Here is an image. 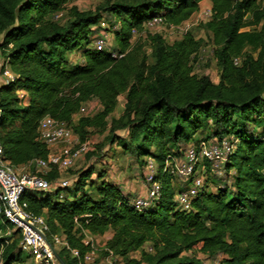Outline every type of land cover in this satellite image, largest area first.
<instances>
[{"label": "trees", "instance_id": "obj_1", "mask_svg": "<svg viewBox=\"0 0 264 264\" xmlns=\"http://www.w3.org/2000/svg\"><path fill=\"white\" fill-rule=\"evenodd\" d=\"M73 1L0 0V69L3 58L16 75L0 85L4 157L15 166L46 158L49 147L39 140L38 127L51 115L67 121L81 141L107 132L106 141L135 153L141 164L152 157L161 197L140 210L120 185L105 179L104 170L94 178L93 166L77 172L64 199L61 188L24 192L27 210L45 217L51 232L64 234L80 252L75 257L64 247L61 257L67 264H84L91 248L83 241L86 233L112 230L106 247L124 264H201L198 253L221 255V264H264V0H210L212 14L203 28L212 41L218 81L194 71L205 41L191 31L173 42L148 33L149 53L133 41V29L146 31L145 23L155 17L178 26L203 0H104L95 10H82ZM104 19L115 45L99 50L92 27ZM74 52L81 53V62L71 61ZM120 95L125 106L114 116ZM94 100L97 111L89 107L91 113L79 114ZM210 121V135L200 138ZM215 137L237 140L225 163L231 183L213 191L208 177L192 209L182 210L175 200L181 186L163 171L165 161L180 155L183 144ZM58 176L57 170L46 175ZM6 225L0 222V230ZM19 241L18 229L0 234L1 264L30 258Z\"/></svg>", "mask_w": 264, "mask_h": 264}, {"label": "built area", "instance_id": "obj_2", "mask_svg": "<svg viewBox=\"0 0 264 264\" xmlns=\"http://www.w3.org/2000/svg\"><path fill=\"white\" fill-rule=\"evenodd\" d=\"M212 11L209 10V16ZM60 13L58 16H61ZM158 26L168 27L161 17H155L147 21L144 25L145 30L154 29ZM179 26V25H178ZM107 20H102L92 28L93 46L99 50L106 49L111 45L113 36L109 29ZM169 27H177L171 25ZM138 34L137 29H133V37ZM113 56H123L116 51H112ZM4 67L0 69V76L4 83L14 81L16 75L11 70L6 61L2 60ZM235 63H239V58H235ZM20 98H24L26 92L19 90ZM90 110L83 106L80 113H88ZM1 113V111H0ZM78 114L74 119L77 120ZM39 140L46 143L49 153L46 158H37L27 165L15 166L4 157L3 148L0 142V216L7 224L6 231L1 235H11L13 231L19 230V248L26 252L32 259V264H62L56 257L55 250L59 252L61 248H67L70 254L75 257L80 256L77 248H71L62 233H52L50 225L42 215H34L27 210L26 204L22 203L21 197L26 191H55L61 188L60 199L66 196L65 188L71 187L77 180V176L67 178L57 177L49 180L46 175L53 170L60 172L73 167L75 160L86 153L89 149L87 141H80L74 133L72 127L65 120L57 119L51 115H45L38 127ZM237 140L234 137H217L201 139L198 143H187L180 147V155L170 156L165 161L163 171L175 177L176 181H181L182 185L178 188L175 195L178 208L191 210L194 199L203 189L210 174L221 175L225 169V163L229 155L234 151ZM75 143V147L68 148L66 152L55 150L56 145ZM54 148V149H53ZM146 171L144 174V185L146 193L139 195L132 203L136 208L142 210L148 208L161 197V180L156 177L158 165L152 157L146 159ZM29 167V171L23 168ZM63 190H65L63 192ZM88 233L84 238V243L90 244L91 248L83 255L84 264H92L99 258V251L89 239ZM6 242H9L8 240ZM107 251L106 259L110 264L120 259L122 256L115 254L113 250L105 247ZM148 250H152L149 247ZM0 261L2 256L0 252Z\"/></svg>", "mask_w": 264, "mask_h": 264}, {"label": "rangeland", "instance_id": "obj_3", "mask_svg": "<svg viewBox=\"0 0 264 264\" xmlns=\"http://www.w3.org/2000/svg\"><path fill=\"white\" fill-rule=\"evenodd\" d=\"M104 0H74L73 4L77 5L82 10H95L96 6L102 3ZM211 9V3L208 0H204L201 3V8L198 12L194 13L188 20L183 22L177 27H164L158 26L154 29L140 31L133 38L134 42H141L144 44V48L150 52L149 42H148V33H161L164 38L173 42L174 40L181 39L184 34L188 31L194 33L197 38H203L205 43L203 45L202 50L198 53L196 58L193 61L194 71L199 75H209L214 81H218L219 77V67L217 63V59L213 53V45L212 41L208 35V33L203 28V24L210 18L209 10ZM111 21V18H110ZM115 45L114 35L111 39V47H107L106 49H112V46ZM82 57L80 52L74 53V59L77 60ZM3 58H1V61ZM74 62V61H72ZM79 62V61H78ZM125 96L120 95L119 103L114 112V116H119L121 111L125 106ZM92 107V111H97L100 107V104L97 100H94L87 107ZM91 109V108H90ZM91 113V111H90ZM93 113V112H92ZM208 128L203 130L198 134L200 138H207L211 133L212 122L208 123ZM116 133L122 137L127 136L126 130H117ZM76 136H78L76 134ZM107 132L100 134H94L90 139L86 140L88 142L89 149L86 153L80 155L76 160L73 167L68 170L62 171L59 173L58 177H71L77 175L79 170L86 169L90 166L95 168V173L93 177H97V173L100 170H104L105 179L117 183L120 185L127 193L131 195L132 198H136L139 195H143L146 193V188L144 185V174L146 171L145 164H141L133 152H125L121 146L117 143H109L106 141ZM79 138V136H78ZM80 140V138H79ZM81 141V140H80ZM55 150H60L66 152L68 148L75 147V143L66 144L62 143L55 146ZM54 149V148H53ZM23 171H29V167L23 168ZM223 173L221 175H213L210 174V182L209 189L215 191L217 189V185L220 183H231V174H228L225 169H222ZM232 173V172H230ZM178 185H182L181 181H177ZM65 190H63L64 192ZM0 222L2 219L0 218ZM4 232V231H2ZM112 231H108L104 236H94L89 235V239L93 243V245L99 251V258L92 264H110L109 260L106 259L105 247L109 240V235H111ZM145 247L149 249V244L146 243ZM24 254H27L24 252ZM131 256H138V252L131 253ZM197 257L201 260V264H221L220 260L222 256L216 257H207L202 253H198ZM31 257L26 260V262L14 264H32ZM1 264V261H0ZM113 264H124V260H116Z\"/></svg>", "mask_w": 264, "mask_h": 264}, {"label": "crops", "instance_id": "obj_4", "mask_svg": "<svg viewBox=\"0 0 264 264\" xmlns=\"http://www.w3.org/2000/svg\"><path fill=\"white\" fill-rule=\"evenodd\" d=\"M203 1H204V0H203ZM203 1H202V2H203ZM208 1H210V0H208ZM202 2H201V3H202ZM210 3H211V1H210ZM0 39H1V38H0ZM74 53H75V52H74ZM74 53H71V55H70V59H71V61H74V62H78V61H79V62H81V61L83 60V57H81L80 59L78 58L77 60H75V59H74ZM3 83H4V82H3V78L0 76V85L3 84ZM92 110H93V108H92ZM108 231H112V230H108ZM108 231H107V232H108ZM107 232H106V233H107ZM106 233H105V234H106ZM105 234H103V235H98V236H104ZM112 236H113V231H112L111 235H109V239H111Z\"/></svg>", "mask_w": 264, "mask_h": 264}, {"label": "water", "instance_id": "obj_5", "mask_svg": "<svg viewBox=\"0 0 264 264\" xmlns=\"http://www.w3.org/2000/svg\"><path fill=\"white\" fill-rule=\"evenodd\" d=\"M55 254H56V257L58 258V260L62 263V264H67L65 262V260L61 257V255L59 254L58 251L55 250Z\"/></svg>", "mask_w": 264, "mask_h": 264}]
</instances>
